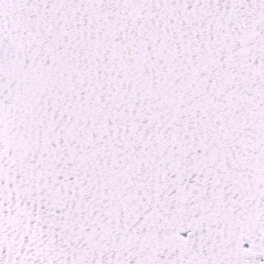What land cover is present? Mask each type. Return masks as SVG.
<instances>
[{"label": "snow or ice", "instance_id": "obj_1", "mask_svg": "<svg viewBox=\"0 0 264 264\" xmlns=\"http://www.w3.org/2000/svg\"><path fill=\"white\" fill-rule=\"evenodd\" d=\"M0 264H264V0H0Z\"/></svg>", "mask_w": 264, "mask_h": 264}]
</instances>
